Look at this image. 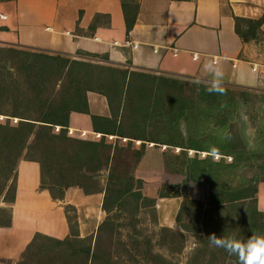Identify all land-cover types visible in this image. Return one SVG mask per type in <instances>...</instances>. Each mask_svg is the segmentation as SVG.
Listing matches in <instances>:
<instances>
[{
  "label": "trees",
  "instance_id": "16d2710c",
  "mask_svg": "<svg viewBox=\"0 0 264 264\" xmlns=\"http://www.w3.org/2000/svg\"><path fill=\"white\" fill-rule=\"evenodd\" d=\"M120 2L128 34L139 4ZM234 20L243 42L264 43L256 20ZM77 54L0 44V202L15 201L20 160L38 163L39 190L53 200H63L71 187L103 194L104 216L92 233L80 235L76 208L65 204L67 234L35 232L16 264H180L173 258L183 253L187 235L195 242L184 264H238L237 257L210 245L208 236L243 241L264 235V212L257 208L264 183V93L255 91L259 105L247 113L262 142L260 151L249 152L238 116L247 97L243 88L225 86L226 95L209 94L207 83L193 78L129 69L108 62L107 55ZM88 92L105 97L108 116L90 113ZM71 113L89 115L100 136L70 134ZM228 133L230 141L224 139ZM150 142L166 146L164 174L181 179L164 180L158 191L159 198H180L175 227L159 226L156 209L149 207L158 229L147 233L139 227L147 207L135 172ZM213 145L216 158L208 155ZM195 183L207 185L206 199L188 195ZM11 221V208L0 206V227Z\"/></svg>",
  "mask_w": 264,
  "mask_h": 264
},
{
  "label": "crops",
  "instance_id": "0c3cea01",
  "mask_svg": "<svg viewBox=\"0 0 264 264\" xmlns=\"http://www.w3.org/2000/svg\"><path fill=\"white\" fill-rule=\"evenodd\" d=\"M138 4L136 22L127 34L120 0L0 1V44L21 45L74 57L79 51L107 55L108 62L129 69L184 76L205 83L211 77L203 69V64L216 57L222 62L224 86L264 93V43L243 42L235 32L234 20V17L254 19L264 31V0H138ZM91 24H95L92 32L89 30ZM87 99L91 114L109 115L105 97L88 92ZM69 120L70 134L100 136L92 131L89 115L71 113ZM155 147L164 149L166 146L148 143L135 172L138 179H141L140 172L149 167L151 170L160 169L164 175L162 151L158 152ZM145 180L150 182L148 178ZM163 181L162 178L158 182H150L156 186L155 200L144 206H156L159 226L174 228L180 198H159L158 191ZM140 189L143 200L151 198L146 189L142 186ZM259 191L260 187L258 196ZM102 196V193L86 195L71 187L66 190L63 200H53L47 190H39L38 163L20 160L15 201L8 204L11 226L0 227V237L6 241L11 238L13 242H24V237H27L26 242H29L37 231L63 237L68 232L64 204L75 206L80 235L90 234L104 216ZM175 199L179 201H175L178 206L174 213L162 210L160 206L164 200ZM94 202L97 221L86 232L81 223V206L89 212L87 205ZM258 205L264 212V201ZM36 213L59 216L63 232L58 235L42 229L34 218ZM25 244L19 247L20 251ZM7 247L11 250L13 246Z\"/></svg>",
  "mask_w": 264,
  "mask_h": 264
},
{
  "label": "rangeland",
  "instance_id": "374dc122",
  "mask_svg": "<svg viewBox=\"0 0 264 264\" xmlns=\"http://www.w3.org/2000/svg\"><path fill=\"white\" fill-rule=\"evenodd\" d=\"M243 90H244V92H246V95H247L246 101H245V108H244L246 115H247L248 112L249 113L253 112L256 109V107L259 105V103L257 102V100L253 96V95H257L255 93V90H250V89H243ZM256 92H259V91H256ZM3 119H4V116H0V120H3ZM12 120H13V122H15L16 119L12 118ZM86 137H89V135H87ZM135 144L138 145L139 142L136 141ZM155 149L158 152H160L163 150V147H155ZM152 160H153V158L151 157L150 161H152ZM151 165H153V161L151 162ZM140 177H141V179H139L140 186H142V188L146 189L147 193H149L148 195H150V197H151V198L144 200L143 205H148L155 200L153 193H154V189L156 186L150 185V182H152V181L158 182V181L162 180V178H163V180L168 179L170 182L176 183V182H179L181 179L180 175L171 176V177L166 176L165 174L161 175L160 169L151 170L150 167L144 168L140 172ZM146 178L149 179V181H150V182H148L149 184L146 182V180H145ZM145 183H147V184H145ZM259 187H260V191H259L260 194H259V196L257 194V208L260 210L258 204H259V202L264 201V184H260ZM187 192H188V195H191L192 197L199 198V199H206V197L208 195V187L206 184H203V183H195V184H191L187 187ZM175 201H179V200H177V199L172 200V201L171 200L170 201L164 200L163 204L160 207L164 211L167 209L166 213H174L177 210V206H178L177 202H175ZM0 206L8 207V204L0 202ZM87 206H89V209H90L89 212L84 209L85 206H81V212H80L81 223L84 227L83 228L84 231H86V232L94 227L95 222L97 221V216H98L97 209H95L96 208L95 202L91 203V205L89 204ZM90 206H91V208H90ZM150 208L149 207L144 208L145 210L142 211V213H140L141 222L139 224V227L147 233H149L151 231H155L156 229H158V226H155V224H153V217L151 215L152 212L150 210H148ZM154 208L156 209V212H157L156 206ZM36 214L37 215L34 218H36L35 220H36L37 224L40 225L42 227V229L51 231V233L58 234V235H60L63 232V226H61V223L59 221V216L57 217V215H53V214H49V213H36ZM28 230H30V229H28ZM25 238L27 241V237H24V239ZM26 241L24 240V242H20V241L13 242V241H11V238H10V240L7 239V241H6L4 239H1V237H0V264H16V262L20 258V252L21 251L19 250V247H22L25 243L27 244L28 242H26ZM154 242L157 244L158 238H155ZM194 242H195V237L187 235V240L185 243L186 247H185L183 253L181 255L175 254L173 259L178 260V262L180 264H184V261L187 257V254L190 251V249L192 248ZM8 245L13 246L11 248V250L9 247H7ZM4 248H5V250H4ZM156 250H158L162 253H165L164 248H162L160 246H156Z\"/></svg>",
  "mask_w": 264,
  "mask_h": 264
},
{
  "label": "clouds",
  "instance_id": "9594fccd",
  "mask_svg": "<svg viewBox=\"0 0 264 264\" xmlns=\"http://www.w3.org/2000/svg\"><path fill=\"white\" fill-rule=\"evenodd\" d=\"M203 69L211 79L207 82L206 91L209 94L226 95L224 86L225 73L222 62L211 57L203 64ZM199 84L200 81L196 80ZM238 116L241 120L240 135L246 150L249 152H258L261 150L262 142L258 135V129L253 126L246 115L243 105L238 109ZM230 133L225 134L224 139H232ZM208 155L216 158L219 155V149L213 145L208 150ZM210 245L224 249L229 255L238 259V264H264V235H251L247 240H239L235 237L217 236L212 233L208 236Z\"/></svg>",
  "mask_w": 264,
  "mask_h": 264
},
{
  "label": "built area",
  "instance_id": "2783aa9c",
  "mask_svg": "<svg viewBox=\"0 0 264 264\" xmlns=\"http://www.w3.org/2000/svg\"><path fill=\"white\" fill-rule=\"evenodd\" d=\"M55 129H56V130H58V129H59V127H58V126H56V127H55ZM189 152H190V151H189ZM202 155H204V153H202Z\"/></svg>",
  "mask_w": 264,
  "mask_h": 264
}]
</instances>
